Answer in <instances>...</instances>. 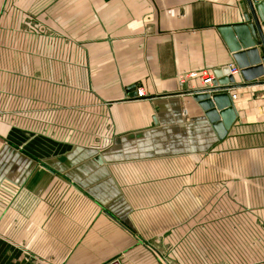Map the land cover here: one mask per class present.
<instances>
[{"label": "crops", "instance_id": "0c3cea01", "mask_svg": "<svg viewBox=\"0 0 264 264\" xmlns=\"http://www.w3.org/2000/svg\"><path fill=\"white\" fill-rule=\"evenodd\" d=\"M241 1L0 0V264H170L196 208L202 256L264 264V78L223 138L191 93Z\"/></svg>", "mask_w": 264, "mask_h": 264}, {"label": "water", "instance_id": "95a60500", "mask_svg": "<svg viewBox=\"0 0 264 264\" xmlns=\"http://www.w3.org/2000/svg\"><path fill=\"white\" fill-rule=\"evenodd\" d=\"M240 5L247 23L224 25L219 31L240 68L243 81L237 82L236 76L230 74L221 80L213 79L212 85L191 90L220 138L227 135L237 119L229 90L258 84L264 76V0H242ZM228 72L231 73L230 67Z\"/></svg>", "mask_w": 264, "mask_h": 264}, {"label": "rangeland", "instance_id": "374dc122", "mask_svg": "<svg viewBox=\"0 0 264 264\" xmlns=\"http://www.w3.org/2000/svg\"><path fill=\"white\" fill-rule=\"evenodd\" d=\"M199 213L200 211L197 208L191 209L188 212V217L190 218L191 224H190V231L189 232L187 231L190 236H189V242H186V246L190 248V250H188V253H190L192 257H189V258L178 257L177 256L178 252L176 249L180 250L181 247H178L175 244H174V247L170 245L168 246V250H171V252L168 251V254L166 256L164 253V256H165L164 258L168 260L170 264H216V261L218 259L209 258V257H205L204 255L203 256L201 255L202 252L204 254L205 251L208 249H211V248L214 249L215 245L213 241H206L208 238L213 239L214 230H213V227H210V226L206 227L204 224L200 225L198 223L197 218L199 216ZM211 215H214V212ZM211 215L208 216V219L212 218ZM182 218H183L182 212L176 211V219L179 220L180 225L178 227H175V230H176V237L179 236L180 239H182V226H181ZM209 229H212V230H209ZM177 231H179V233ZM199 235H202L201 236L202 239H200ZM184 250H187V249H184ZM187 261H191V263ZM243 261L244 262L240 261V259H235V262L233 261V263L234 264H242V263L245 264L246 263L245 260ZM223 263L230 264L229 260H227L226 262L224 261Z\"/></svg>", "mask_w": 264, "mask_h": 264}, {"label": "built area", "instance_id": "2783aa9c", "mask_svg": "<svg viewBox=\"0 0 264 264\" xmlns=\"http://www.w3.org/2000/svg\"><path fill=\"white\" fill-rule=\"evenodd\" d=\"M230 71H231V74L237 76L240 74V68L237 66L236 63H232L230 64ZM198 74L196 72H192L189 76L190 77H195L197 76ZM202 76H203V80H204V83H209L212 81V75L210 74V72L208 71H202ZM264 78V76H263ZM146 96V93H145V89L140 87L137 89L136 91V97H144ZM233 97H236V95H233Z\"/></svg>", "mask_w": 264, "mask_h": 264}]
</instances>
